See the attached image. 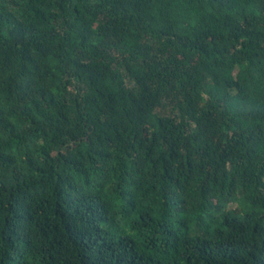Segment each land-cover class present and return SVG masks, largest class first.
<instances>
[{
  "label": "trees",
  "instance_id": "trees-1",
  "mask_svg": "<svg viewBox=\"0 0 264 264\" xmlns=\"http://www.w3.org/2000/svg\"><path fill=\"white\" fill-rule=\"evenodd\" d=\"M0 264H264V0H0Z\"/></svg>",
  "mask_w": 264,
  "mask_h": 264
},
{
  "label": "rangeland",
  "instance_id": "rangeland-1",
  "mask_svg": "<svg viewBox=\"0 0 264 264\" xmlns=\"http://www.w3.org/2000/svg\"><path fill=\"white\" fill-rule=\"evenodd\" d=\"M236 205H233L232 208H234Z\"/></svg>",
  "mask_w": 264,
  "mask_h": 264
}]
</instances>
